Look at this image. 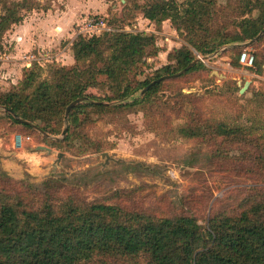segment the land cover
<instances>
[{"label":"trees","instance_id":"obj_1","mask_svg":"<svg viewBox=\"0 0 264 264\" xmlns=\"http://www.w3.org/2000/svg\"><path fill=\"white\" fill-rule=\"evenodd\" d=\"M0 3V45L4 32L22 21L21 11L49 4L37 0ZM134 7L156 25L170 21L183 41L151 77L134 78L142 73L145 59L157 53L153 34L78 36L71 44V67L52 66L48 78L40 79V68L34 65L18 85L0 88V108L5 109L0 114L15 125L34 130L22 119L57 135L64 125L67 105L77 98L86 97L69 113L68 122L74 127L81 114L85 118L90 112L146 109L164 81L140 94L143 88L185 68L196 59L194 51L212 55L225 45L255 38L264 28V0H226L225 5L219 0H143ZM263 39L264 34L255 44ZM235 49L239 52L231 65L236 67L242 48ZM204 67L198 61L180 76ZM101 88L110 95L100 98L92 91ZM114 100L120 103L112 104ZM189 116V121L177 128V133L188 139L214 143L219 137L238 140L252 128L210 122L197 113ZM71 139L68 130L63 141ZM55 184L47 180L42 189L30 186L23 191L0 188V264H83L97 254H144L149 264H264V193L236 215H215L202 227L192 216L154 217L118 205L82 203L69 197L58 203Z\"/></svg>","mask_w":264,"mask_h":264},{"label":"rangeland","instance_id":"obj_2","mask_svg":"<svg viewBox=\"0 0 264 264\" xmlns=\"http://www.w3.org/2000/svg\"><path fill=\"white\" fill-rule=\"evenodd\" d=\"M79 1L89 6L90 12L80 15L78 23L98 15L130 29L143 30L147 26L140 10L134 7L135 3L143 4V0ZM48 2L44 0L41 4ZM219 2L226 4V0ZM170 24H154V33L144 32L155 36L157 53L145 59L142 73L134 77L136 80L151 77L156 68L167 64V53L181 46L176 42L182 38ZM67 42L68 39L63 41V46ZM223 48L226 49L209 59L201 70L165 80L146 109L90 112L85 118L81 114L76 127L64 120L60 132L48 136L15 125L0 114V188L42 189L43 182L53 180L58 203L69 197L82 203L118 205L127 211L154 217L192 216L202 227H207L208 220L215 215L234 216L254 199L259 201L264 193V39L248 47L257 60L255 69L232 66L239 49L232 44L220 49ZM33 53L36 55L37 51ZM66 56L42 60L41 66L35 63L40 68V79L48 78L52 66L71 67L74 60L70 62ZM9 68L0 62L3 90L16 86L11 81H21L19 77L28 65L17 75L14 71L7 73ZM214 70L224 76H216ZM247 80L254 85L239 94ZM92 91L101 95L100 98L110 95L104 88ZM190 113L200 114L210 122L252 128L240 139L237 137L238 140L219 137L214 143L202 138L188 139L181 137L177 128L189 121ZM64 128L73 136L68 143L63 141ZM15 133L30 135L33 144L23 150L15 149L12 146ZM40 146L51 151L38 150ZM105 152L108 157L103 156ZM83 264L149 262L144 254L135 257L97 254Z\"/></svg>","mask_w":264,"mask_h":264},{"label":"crops","instance_id":"obj_3","mask_svg":"<svg viewBox=\"0 0 264 264\" xmlns=\"http://www.w3.org/2000/svg\"><path fill=\"white\" fill-rule=\"evenodd\" d=\"M37 1L40 3L44 2V0ZM23 12L22 21L18 24L11 25L10 28L4 32L2 37L0 45V62L2 65L7 64L11 66V68L7 70V73L11 74V72L14 71L16 75L18 72L21 74V70L28 65V68L22 71L23 75H20L19 77L20 79H23L24 73L31 68L33 64L35 65V63L41 66L42 60L47 61L51 60V58L58 60V57L62 54H66L67 56L65 58L69 59L70 62L74 60L70 41V37L73 34V26L78 23L80 15L90 12L89 6L79 0H49V4L45 8L40 6L39 8L24 10ZM143 19L147 21L149 27H154L153 22L144 17ZM163 22L169 23L170 21L165 20ZM170 26V28L173 29L172 24H170ZM66 39H68V42L63 46V41ZM168 40L169 39H167V41ZM244 42H235L231 44L233 47L248 48L249 46H240L244 44ZM176 43L178 46L181 45L183 41L178 39V42ZM60 47V51L63 50L62 53L59 51ZM224 49L226 48L220 50L222 51ZM35 50L37 51L36 55L33 53ZM28 52H30L29 54L37 56L38 61L25 60L24 57H27ZM220 53L221 52H219L218 55ZM45 54L47 56L46 58L40 57ZM163 54L165 53L162 51V55ZM56 55H58V57ZM165 57L167 58V56ZM254 76L259 77L257 73H254ZM19 82L20 81L15 83L14 81H11L13 85H17ZM249 82L248 87L254 85L253 81ZM29 155L32 156L33 154Z\"/></svg>","mask_w":264,"mask_h":264},{"label":"built area","instance_id":"obj_4","mask_svg":"<svg viewBox=\"0 0 264 264\" xmlns=\"http://www.w3.org/2000/svg\"><path fill=\"white\" fill-rule=\"evenodd\" d=\"M118 32H127V33H136V32H147V33H154L155 30L152 27H149L147 24L146 28L143 30L138 29H130L126 26H121L106 17H101L98 15H94L92 17H86L82 22H79L75 27V38L78 36L81 37H92V36H99L102 34H114ZM74 38V39H75ZM72 44V42H71ZM196 54V59L202 62L206 66L209 63V59L215 58L219 52L213 53L212 57L208 55H201L194 51ZM41 57V56H40ZM27 60L33 61L37 60L38 58L35 55L28 54L26 57ZM42 59V58H41ZM255 55L253 52L249 50V48H242L238 56V62L240 66L246 69H255L254 66ZM33 139L28 134H19L15 133L12 138V146L17 150H23L27 145H32Z\"/></svg>","mask_w":264,"mask_h":264},{"label":"water","instance_id":"obj_5","mask_svg":"<svg viewBox=\"0 0 264 264\" xmlns=\"http://www.w3.org/2000/svg\"><path fill=\"white\" fill-rule=\"evenodd\" d=\"M264 34V28L258 33V35L249 40L248 42L240 45L241 47H248L250 45H252L253 43L257 42L259 40V38ZM217 52H221V50L217 51ZM215 52V53H217ZM196 63H198V59H195L193 60L190 64H188L185 68H183L182 70H180L179 72H176L174 74H170V75H164V76H161L153 81H151L146 87L143 88V90L141 91L140 94H143L144 92H146L150 87H152L153 85H155L156 83H159V82H162V81H165V80H168V79H173V78H176L182 74H184L185 72H187L193 65H195ZM215 73L216 76L218 77H223L224 75L223 74H220L218 73V71L214 70L213 71ZM249 81H245L243 83V85L240 87L239 89V94H243L245 92V90L248 88V85H249ZM86 97H82V98H77L75 100H73L72 102H70L66 109H65V114H64V120L65 122H68V118H69V113L70 111L79 103L85 101ZM2 110H5L4 108H0ZM8 112L14 116V118L16 119H19L17 115H15L11 110H8ZM21 122L27 124V125H30L32 126L33 129L37 130L38 132H40L42 135H45V136H48L47 133H45L43 130H41L39 127H37L36 125L28 122V121H25V120H22V119H19ZM67 128H64L63 131H62V136H64L66 134V131ZM38 150H47V151H50L51 149L48 148V147H45V146H40L37 148ZM103 156H106L108 157L107 153H103Z\"/></svg>","mask_w":264,"mask_h":264}]
</instances>
